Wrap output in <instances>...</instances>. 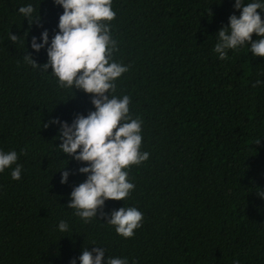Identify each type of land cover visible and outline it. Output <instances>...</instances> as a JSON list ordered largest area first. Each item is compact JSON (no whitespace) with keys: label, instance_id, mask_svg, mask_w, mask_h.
<instances>
[{"label":"trees","instance_id":"trees-1","mask_svg":"<svg viewBox=\"0 0 264 264\" xmlns=\"http://www.w3.org/2000/svg\"><path fill=\"white\" fill-rule=\"evenodd\" d=\"M29 3L37 22L17 11ZM232 3L112 2L113 59L128 65L113 94L130 97L149 153L129 167L130 196L105 201V212L123 203L143 213L141 227L123 238L103 216L84 223L67 207L85 175L60 153L58 125L49 121L86 115L91 94L58 87L50 67L43 72L24 58L46 61L31 38L44 28L51 37L62 8L52 0H0V150H15L21 164L18 181L10 169L0 172V264H69L83 247L100 245L129 264H264V57L247 45L223 60L212 51L215 32L239 14ZM64 166L74 174L61 184ZM61 219L67 232L56 228Z\"/></svg>","mask_w":264,"mask_h":264},{"label":"clouds","instance_id":"clouds-1","mask_svg":"<svg viewBox=\"0 0 264 264\" xmlns=\"http://www.w3.org/2000/svg\"><path fill=\"white\" fill-rule=\"evenodd\" d=\"M52 2L62 8L57 30L49 37L48 29L44 28L39 37L32 36L30 42L33 51L38 53L44 49L46 61L38 65L30 53L24 54L25 61L43 72H49L50 67L58 87L91 94L93 105V110L86 115L77 113L71 122L58 117L49 121L58 125L56 138L61 142L56 146L60 153L80 162L81 166L75 172L85 175L81 182L72 186L67 207L72 208L73 214L84 223L99 214L116 234L130 238L135 234L134 230L141 227L143 213L135 206L124 207L123 203L105 212V201L123 202L130 196L135 185L127 178L129 167L145 161L149 153L141 150L142 120L130 113V97L113 94L117 79L128 71L127 64L113 59L117 50V41L110 32V22L116 15L113 0ZM232 7L239 14L235 11L229 14L227 24L215 32L212 51L223 60L227 58L228 50L237 51L247 45L254 57H264V0H233ZM17 11L28 22L39 20L38 10L31 3L19 6ZM9 38L16 41L18 37L10 32ZM17 160L15 150H0V172L10 169L11 179L18 181L21 164ZM70 174L74 173L65 166L61 168L60 183H66ZM258 195L264 198V190L258 191ZM56 228L62 233L67 232L69 224L61 219ZM105 252L101 245L91 249L83 247L69 264H77V260L79 264H129L128 257L105 256ZM233 264L239 262L234 259Z\"/></svg>","mask_w":264,"mask_h":264}]
</instances>
